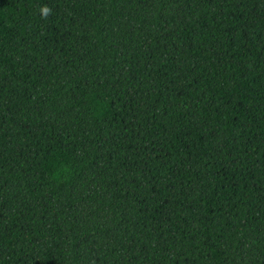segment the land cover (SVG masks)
<instances>
[{
  "label": "trees",
  "instance_id": "1",
  "mask_svg": "<svg viewBox=\"0 0 264 264\" xmlns=\"http://www.w3.org/2000/svg\"><path fill=\"white\" fill-rule=\"evenodd\" d=\"M0 264H264V0H0Z\"/></svg>",
  "mask_w": 264,
  "mask_h": 264
}]
</instances>
